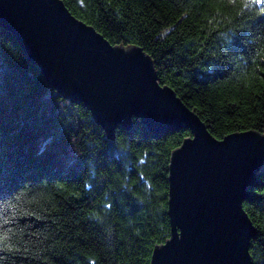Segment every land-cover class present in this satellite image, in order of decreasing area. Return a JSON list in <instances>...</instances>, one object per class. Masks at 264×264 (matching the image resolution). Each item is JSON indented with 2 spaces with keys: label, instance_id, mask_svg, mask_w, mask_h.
Listing matches in <instances>:
<instances>
[{
  "label": "trees",
  "instance_id": "16d2710c",
  "mask_svg": "<svg viewBox=\"0 0 264 264\" xmlns=\"http://www.w3.org/2000/svg\"><path fill=\"white\" fill-rule=\"evenodd\" d=\"M113 46L139 47L218 140L264 135V4L258 0H62ZM192 132L137 118L109 138L50 88L0 27V264H151L171 235L169 166ZM243 208L264 264V165Z\"/></svg>",
  "mask_w": 264,
  "mask_h": 264
},
{
  "label": "water",
  "instance_id": "95a60500",
  "mask_svg": "<svg viewBox=\"0 0 264 264\" xmlns=\"http://www.w3.org/2000/svg\"><path fill=\"white\" fill-rule=\"evenodd\" d=\"M0 27L18 41L50 88L83 104L109 138L139 119L152 133L183 128L190 138L169 166L171 235L151 264H254L256 228L243 208L264 165V135L216 139L167 85L139 47L113 46L62 0H0Z\"/></svg>",
  "mask_w": 264,
  "mask_h": 264
},
{
  "label": "snow or ice",
  "instance_id": "6c2138e0",
  "mask_svg": "<svg viewBox=\"0 0 264 264\" xmlns=\"http://www.w3.org/2000/svg\"><path fill=\"white\" fill-rule=\"evenodd\" d=\"M258 2L264 4V0H258ZM258 194L259 195H264V192H260ZM253 226L256 227V225H253ZM262 227H264V226H262Z\"/></svg>",
  "mask_w": 264,
  "mask_h": 264
},
{
  "label": "bare ground",
  "instance_id": "6f19581e",
  "mask_svg": "<svg viewBox=\"0 0 264 264\" xmlns=\"http://www.w3.org/2000/svg\"><path fill=\"white\" fill-rule=\"evenodd\" d=\"M99 33V32H98ZM133 124V123H132Z\"/></svg>",
  "mask_w": 264,
  "mask_h": 264
}]
</instances>
